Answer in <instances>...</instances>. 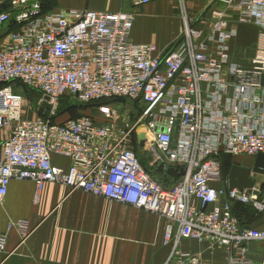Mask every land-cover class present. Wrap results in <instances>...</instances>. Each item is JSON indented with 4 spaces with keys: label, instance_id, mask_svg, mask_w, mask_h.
Returning <instances> with one entry per match:
<instances>
[{
    "label": "built area",
    "instance_id": "built-area-1",
    "mask_svg": "<svg viewBox=\"0 0 264 264\" xmlns=\"http://www.w3.org/2000/svg\"><path fill=\"white\" fill-rule=\"evenodd\" d=\"M129 1L136 8L154 0ZM177 1L181 37L159 53L154 44L132 42L133 12H43L39 0H0V127L10 129L0 142V201L12 179H30L37 189L60 183L165 218L163 264H201L178 248L181 239L222 246L231 261L245 255V243L261 241L264 264V230L241 227L231 207L235 201L263 212L264 194L257 180V195L229 190L220 158L264 153V0H211L207 30L190 23L186 0ZM234 23L257 28L240 58L230 49ZM20 87L40 94L39 107L47 97L49 115L26 116ZM64 95L125 99L139 111L124 121L101 104V122L87 115L50 120ZM139 144L151 168L178 171L174 184L162 185L143 167ZM25 226L18 223L22 232ZM4 242L1 235L0 251Z\"/></svg>",
    "mask_w": 264,
    "mask_h": 264
},
{
    "label": "crops",
    "instance_id": "crops-1",
    "mask_svg": "<svg viewBox=\"0 0 264 264\" xmlns=\"http://www.w3.org/2000/svg\"><path fill=\"white\" fill-rule=\"evenodd\" d=\"M55 2L57 9L133 12L132 42L154 44L159 53L181 37L182 9L177 0H154L136 8L129 0ZM188 2L191 5L186 3V11L190 23L207 30L212 16L211 0ZM234 27L236 32L239 28L254 29V39L249 41L253 46L257 28L238 23ZM235 37L230 41L231 54L240 58L243 51H236ZM4 40L1 38L0 44H5ZM27 116L35 117L31 113ZM9 132L8 127H0V142ZM143 146L144 163L149 164V152ZM52 160L63 168L69 164L67 158L59 155H53ZM252 161L251 158L246 163L239 160L233 163L250 167ZM231 207L241 227L264 230V213L235 201ZM19 222H24L26 232L18 228ZM165 225V218L155 213L80 190L70 191L60 183L45 182L37 189L30 179H12L0 201V236L5 235L0 264H163L170 251V244L162 243ZM262 247L261 241H249L245 243V255L241 258L233 255L231 261L230 251L222 246H210L206 241L195 239H181L178 243L181 251L197 255L201 264H261Z\"/></svg>",
    "mask_w": 264,
    "mask_h": 264
},
{
    "label": "rangeland",
    "instance_id": "rangeland-1",
    "mask_svg": "<svg viewBox=\"0 0 264 264\" xmlns=\"http://www.w3.org/2000/svg\"><path fill=\"white\" fill-rule=\"evenodd\" d=\"M186 3L188 6L191 5L188 2V0H186ZM254 36H255L254 29L239 28L234 40L236 51L239 50L242 51V48L244 47L252 49V47H250L252 45H249V41L253 40ZM20 90H21V95L24 97V114L27 116V114L31 113V115L33 114L36 116L38 114L37 110L41 99L40 94L27 87H20ZM106 104H108V106L112 108L114 112L117 114V116L124 121H131L139 111L138 107L134 106L131 102L125 99H112L109 100ZM97 107L98 105H96L95 102H82L78 98H75L71 95H64L61 96L53 106L52 115H50V120L59 122V121H64L68 118L87 115L90 118L94 119L95 121L101 122L102 117L99 114ZM138 153H139L140 161L142 165L145 166V168L151 171V173H153L155 177L158 176L157 178L159 179L164 177L165 171L163 169L158 171L157 167L151 168L149 164H147L146 162L144 163V159L146 156L144 154L145 152L143 145L139 147ZM233 159L246 163L251 160V157L249 156L238 157V158L232 157L230 158V161H234ZM252 177L254 180H257L264 194V174H252ZM161 181L165 185L170 184V181H168L167 179H163ZM261 213H264V211Z\"/></svg>",
    "mask_w": 264,
    "mask_h": 264
},
{
    "label": "water",
    "instance_id": "water-1",
    "mask_svg": "<svg viewBox=\"0 0 264 264\" xmlns=\"http://www.w3.org/2000/svg\"><path fill=\"white\" fill-rule=\"evenodd\" d=\"M48 98L44 97L43 101L38 108V114L43 116L49 115V110L51 109V105L47 102ZM139 140L144 139V135L140 133L138 135ZM184 171L181 170L180 174H183ZM252 174H264V153H258L252 161L250 167H245L234 163L231 165L227 175V188L237 189L238 191H242L245 189L248 193L258 194V191L253 189L254 179Z\"/></svg>",
    "mask_w": 264,
    "mask_h": 264
},
{
    "label": "trees",
    "instance_id": "trees-1",
    "mask_svg": "<svg viewBox=\"0 0 264 264\" xmlns=\"http://www.w3.org/2000/svg\"><path fill=\"white\" fill-rule=\"evenodd\" d=\"M39 1H40V4H41V7H42V11L43 12L52 9L55 6V3H56L55 0H39ZM5 9H6V6H0V11L5 10ZM112 99H119V98L101 99V100L89 101V102H95L96 105L99 106L101 104H106L109 100H112ZM76 117H78V116H76ZM76 117H72V118H76ZM220 158H221V171H222V176L225 178L227 176V173L229 171V168L234 163H233V161H230V158H232L231 156L221 155ZM160 170H158V171H160ZM157 177L158 176H156V177L154 176V178L157 179L162 185H164V186H170V185L174 184L176 182V180L179 178V173H178L177 170H175V168L173 166H171V167H168V170L165 171L164 177H162L160 179L157 178ZM163 179H167L168 181H170V184L169 185L163 184V182L161 181ZM261 193H263L262 190H261ZM239 205L240 206H244V207L245 206L246 207L247 206H251V204H241V203H239ZM232 212L237 216L236 212L233 209H232Z\"/></svg>",
    "mask_w": 264,
    "mask_h": 264
}]
</instances>
